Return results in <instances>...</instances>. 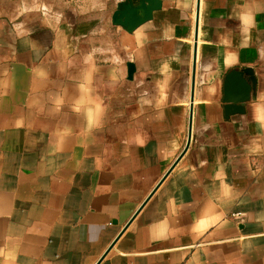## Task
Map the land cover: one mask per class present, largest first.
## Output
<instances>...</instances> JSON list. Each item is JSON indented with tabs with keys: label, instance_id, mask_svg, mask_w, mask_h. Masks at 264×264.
<instances>
[{
	"label": "crops",
	"instance_id": "obj_1",
	"mask_svg": "<svg viewBox=\"0 0 264 264\" xmlns=\"http://www.w3.org/2000/svg\"><path fill=\"white\" fill-rule=\"evenodd\" d=\"M15 1L0 0V264H264V0H161L133 34L112 25L122 0ZM244 68L256 92L227 119Z\"/></svg>",
	"mask_w": 264,
	"mask_h": 264
},
{
	"label": "water",
	"instance_id": "obj_2",
	"mask_svg": "<svg viewBox=\"0 0 264 264\" xmlns=\"http://www.w3.org/2000/svg\"><path fill=\"white\" fill-rule=\"evenodd\" d=\"M197 1H198V13H199L200 0ZM162 7H163V3L161 0H122L117 5V9L112 16V25L114 27L121 28L123 31H125L128 34H133L143 25L153 21L155 13L161 11ZM127 67H128V79L131 81L133 80L134 74L136 72V68L131 63H129ZM195 69H196V56L194 58L192 100L194 99V93H195ZM256 88H257V79L252 69L244 68L242 70H232L231 72L228 73L224 82V100H223L225 115L227 119H229L233 115L245 113V106L255 95ZM192 121H193V111L190 120L189 142L186 147V150L178 159L175 165H177V163L183 158V156L189 149L192 139ZM110 251L111 250H109V252ZM103 259L100 261L99 264H101Z\"/></svg>",
	"mask_w": 264,
	"mask_h": 264
},
{
	"label": "rangeland",
	"instance_id": "obj_3",
	"mask_svg": "<svg viewBox=\"0 0 264 264\" xmlns=\"http://www.w3.org/2000/svg\"><path fill=\"white\" fill-rule=\"evenodd\" d=\"M25 1L27 3L25 10H30L33 4L31 2H28L29 0H25ZM17 3H18V1L16 0L15 2H13V6L11 5V7H10V9H12V11H14L13 14H15V15L17 14V10H18V4ZM37 5L40 6L38 8V9H40L42 7V5H44V4L43 3L42 4L38 3ZM45 5H49V4L47 3ZM32 9L34 10V5H33ZM32 15L33 14H31L30 16H32ZM37 19H39V18H37ZM113 37L114 36L108 35V34H105L104 36H101V38H100L101 40L100 41H102V42L101 43H94L95 47H102L104 49H108V47L112 46V43H114L113 41H115Z\"/></svg>",
	"mask_w": 264,
	"mask_h": 264
},
{
	"label": "built area",
	"instance_id": "obj_4",
	"mask_svg": "<svg viewBox=\"0 0 264 264\" xmlns=\"http://www.w3.org/2000/svg\"><path fill=\"white\" fill-rule=\"evenodd\" d=\"M234 217H239V216L235 215Z\"/></svg>",
	"mask_w": 264,
	"mask_h": 264
},
{
	"label": "bare ground",
	"instance_id": "obj_5",
	"mask_svg": "<svg viewBox=\"0 0 264 264\" xmlns=\"http://www.w3.org/2000/svg\"><path fill=\"white\" fill-rule=\"evenodd\" d=\"M201 6V5H200Z\"/></svg>",
	"mask_w": 264,
	"mask_h": 264
}]
</instances>
